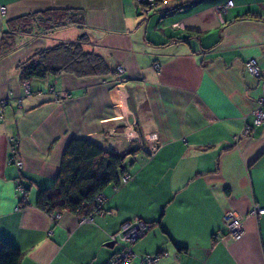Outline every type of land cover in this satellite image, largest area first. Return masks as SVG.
<instances>
[{
	"label": "crops",
	"instance_id": "obj_1",
	"mask_svg": "<svg viewBox=\"0 0 264 264\" xmlns=\"http://www.w3.org/2000/svg\"><path fill=\"white\" fill-rule=\"evenodd\" d=\"M222 1L160 15L139 12L134 0H0V35L21 11L83 8L89 37L83 48L123 68L119 82L61 72L25 81L26 91L18 62L38 47L75 38L80 28L16 34L13 46L0 50V98L7 100L0 116V237L23 251L18 264H103L115 250L105 245L109 233L135 215L159 218L132 243L139 257L159 251L152 264H264V212H248L254 203L264 207V120L252 123L260 96L264 111V0H231L224 9ZM244 12L258 15L236 17ZM250 57L261 75L243 69ZM54 90L65 94L54 99ZM130 118L141 136L157 133L155 150L126 154L133 158L125 166L131 179L105 186L90 220L67 209L53 219L33 204L37 187L56 175L70 137L115 151L137 146L135 131L130 138L112 131ZM18 176L29 184L24 207L17 206ZM228 208L241 215L237 238L223 224Z\"/></svg>",
	"mask_w": 264,
	"mask_h": 264
},
{
	"label": "trees",
	"instance_id": "obj_2",
	"mask_svg": "<svg viewBox=\"0 0 264 264\" xmlns=\"http://www.w3.org/2000/svg\"><path fill=\"white\" fill-rule=\"evenodd\" d=\"M134 1L136 8L140 7L141 12L143 10L149 12L152 9L162 15L192 6L204 0H178L170 6L163 5L168 0ZM226 1L224 0L218 5H223ZM144 15V18H146L147 14ZM255 15L258 14L244 12L236 17ZM6 24L7 28L0 35V50L2 53L13 46L16 34H44L66 24H74L80 28L75 38L61 40L49 46L38 47L34 49L30 56L19 61L17 65L19 78L22 82L26 81L28 83L31 79H43L49 74H60L61 72H69L76 77L112 75L116 82L123 80V76L119 75L120 73L117 74L115 70L118 63L110 66L105 57L99 52L83 48V44L89 40L88 34L83 29L85 26V10L83 8L51 6L43 9L25 10L7 18ZM187 37L184 36V40H187ZM54 93L59 92L54 90ZM6 102L7 100H4L3 107ZM252 123H254L253 120ZM247 125L249 128L250 124ZM145 143L146 140H140L135 147L115 151L103 148L86 136L70 137L62 151L56 175L49 185L37 187L33 204L48 213L67 209L79 218L91 215L92 212L99 210L101 207V204L98 207L97 196L101 194L104 197L103 200L105 199L103 193L105 186L111 184L114 188H118L131 179L125 182L121 180L124 174L132 175L123 164L127 153L139 150L147 156L153 154V152L149 153L144 150L143 144ZM16 150V143H11V160L13 162ZM18 177L17 186L18 189L22 190V194L18 198L17 206L24 207L28 204L25 193L29 184H25L21 177ZM224 190L228 192L227 187ZM154 221L158 222L159 218L157 217ZM123 242L121 241V243ZM115 244L118 246L108 259L121 248L120 242L116 241L112 246ZM176 248L179 251L186 250V246L181 244H176ZM146 253L149 254L144 252L141 255ZM22 254L23 251L10 240L0 237V264H18Z\"/></svg>",
	"mask_w": 264,
	"mask_h": 264
},
{
	"label": "built area",
	"instance_id": "obj_3",
	"mask_svg": "<svg viewBox=\"0 0 264 264\" xmlns=\"http://www.w3.org/2000/svg\"><path fill=\"white\" fill-rule=\"evenodd\" d=\"M232 2L231 0H227L224 4L225 5H230ZM2 9V7H1ZM116 69H121L122 67L120 64L116 65ZM244 69L247 73L249 74H254V75H259V66L254 58H247L244 61ZM120 70V71H121ZM25 86H27V83L24 82ZM26 91H28V86L25 88ZM65 94V93H63ZM59 95V93H55V96ZM61 96V94L59 95ZM3 102L4 99L0 98V116H2V111H3ZM257 106L253 109L254 112V118L253 121L254 123H260L264 120V111H263V96H260L257 98ZM133 129V127H132ZM244 131H248V125L244 126ZM146 139L150 143L148 145L143 144L144 150H146L149 153H152L155 150L156 143H157V133L155 131H152L146 135ZM13 151V149H12ZM15 164L19 167L20 165V160L15 157L13 158ZM131 176L129 174H124L121 177L122 182L127 181L130 179ZM103 196L100 194L97 196V203L98 207L101 204V201L103 200ZM249 213H257V212H264V207L259 206L257 203H254L252 207L248 211ZM49 215L51 218H57L59 216L58 211L50 212ZM91 215L89 216H81L79 219L80 221H86L90 220ZM223 221L225 224V229L229 233H235L236 235L240 232L241 226H242V220H241V215L238 214V212L233 209V208H228L224 211L223 214ZM150 224H148L146 221H144L141 217L139 216H132L129 219L125 220L122 222L120 225L119 229L114 232L109 234V238L114 240V242H119V240L124 241L123 243L120 242L121 248L117 252H115L111 257L107 260L105 264H127L130 259H132L133 255L135 256V253L133 252L131 248V244L135 241L136 237H139L142 232L146 231L148 229ZM130 230V232H128ZM159 257V253H149V254H143L140 256V264H152L154 263Z\"/></svg>",
	"mask_w": 264,
	"mask_h": 264
},
{
	"label": "rangeland",
	"instance_id": "obj_4",
	"mask_svg": "<svg viewBox=\"0 0 264 264\" xmlns=\"http://www.w3.org/2000/svg\"><path fill=\"white\" fill-rule=\"evenodd\" d=\"M152 1H154V0H152ZM174 1H178V0H168V2H164V3H173ZM228 6H230V5H225V4H223V5H220V8H222V9H224V8H226V7H228ZM139 11H140V7H139ZM147 11V10H146ZM145 11V12H146ZM77 27V26H76ZM68 29H72V27H70V28H68ZM250 58H253V57H250ZM249 58V59H250ZM254 59V58H253ZM121 66V65H120ZM155 68H157L158 67V65H157V63H154V65H153ZM122 67V66H121ZM243 69H244V63H243ZM115 70L117 71L116 73L117 74H119V73H121L122 72V70H123V68H122V70L121 69H116V66H115ZM121 70V71H120ZM245 70V69H244ZM259 73H261V71L259 70ZM251 75H254V74H251ZM259 75H261V74H259ZM255 76H257V75H255ZM120 81H122V80H120ZM119 82V81H118ZM39 83H41L42 84V82H39ZM118 85V84H117ZM25 88H27V86H25ZM64 92H59V95L61 94L62 96L61 97H63L64 96V94H63ZM58 94V93H57ZM59 95H56L55 96V93H54V99H58V98H61ZM2 115H3V111H2ZM136 122H135V119H133V118H130V121L129 122H127V123H125V124H122L120 127H114L113 128V132H115V133H122V134H124L125 136H127L128 137V135H129V133H132V132H134L135 131V133H136V138H139L140 140H146V145H148L149 146V142H148V140L146 139V135L148 134V133H150L151 131H149L148 133H146V135H144V133H143V135L141 136V134H142V132H141V128H140V126H136ZM132 127H133V129H132ZM126 130H127V132H126ZM113 132H111L110 131V133H109V130H106V134H107V136L109 137H112V136H115V135H113L112 133ZM244 132H247V131H244ZM127 133V134H126ZM131 135V134H130ZM129 135V137L128 138H130L131 136ZM139 140V141H140ZM142 142V141H141ZM144 144V145H145ZM138 156H143L141 153H136V154H134V157H138ZM15 157H17V156H15ZM130 157H131V155L130 154H128V155H126L125 156V158H124V165L125 166H127L128 167V161L129 162H131V160L133 159H130ZM147 156H145L144 155V160H145V158H146ZM140 158V157H139ZM138 158V159H139ZM147 158H149V157H147ZM129 159V160H128ZM138 159L136 160V161H134L133 163H131L130 165L132 166H134V168H132L131 169V171L133 172L134 171V169H136V167L138 166V163L139 162H137L138 161ZM20 160V159H19ZM145 162V161H144ZM143 162V163H144ZM21 166V160H20V165H19V167ZM130 172V171H129ZM109 186H110V184H109ZM108 186V187H109ZM257 213H259V212H257ZM256 212L255 213H252V214H257ZM148 224H153L154 223V221H146ZM122 224V223H121ZM120 224V225H121ZM223 224H224V221H223ZM224 227H226L225 226V224H224ZM128 232H130V230L128 231ZM145 233V231L144 232H142L141 233V235L139 236V237H136V239L138 238H140L143 234ZM227 233H229V232H227ZM243 233V225L241 226V230H240V232L236 235L235 233H229L230 235H232L234 238H237V237H239L241 234ZM135 239V240H136ZM137 239V240H138ZM119 242H121V241H119ZM118 245L117 244H115L114 245V248H116ZM131 246V248H132V250H133V252L135 253V256L133 255V257H132V259H130V261L128 262V264H139L140 263V260H139V255H137V252H136V246L134 245H130Z\"/></svg>",
	"mask_w": 264,
	"mask_h": 264
},
{
	"label": "water",
	"instance_id": "obj_5",
	"mask_svg": "<svg viewBox=\"0 0 264 264\" xmlns=\"http://www.w3.org/2000/svg\"><path fill=\"white\" fill-rule=\"evenodd\" d=\"M113 243H114V240L110 239V240H108V241L105 242V245L112 246Z\"/></svg>",
	"mask_w": 264,
	"mask_h": 264
}]
</instances>
